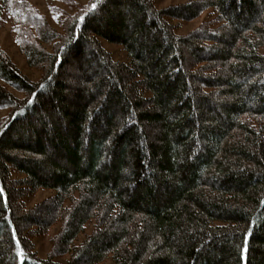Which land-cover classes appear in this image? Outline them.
<instances>
[{
  "label": "trees",
  "instance_id": "16d2710c",
  "mask_svg": "<svg viewBox=\"0 0 264 264\" xmlns=\"http://www.w3.org/2000/svg\"><path fill=\"white\" fill-rule=\"evenodd\" d=\"M2 1L42 77L0 47V264H264V0H90L63 32ZM209 8L186 34L171 21ZM86 58L97 84L71 94ZM39 188L55 194L28 207ZM59 221L41 258L33 237Z\"/></svg>",
  "mask_w": 264,
  "mask_h": 264
},
{
  "label": "rangeland",
  "instance_id": "374dc122",
  "mask_svg": "<svg viewBox=\"0 0 264 264\" xmlns=\"http://www.w3.org/2000/svg\"><path fill=\"white\" fill-rule=\"evenodd\" d=\"M31 8L33 7L37 13L45 19L48 26L52 27L57 32H63L64 21H67L72 15L78 11L77 9L82 8L84 5L90 2V0H24ZM188 0H153L156 7L166 8L170 5H177ZM8 6L0 0V47L5 50L16 66L22 71L23 74L27 75L33 81H39L42 77V70L38 66L31 65L28 60L24 49L19 41L18 33L16 31V22L14 21V15ZM216 14L212 8L207 9L201 15L195 19L185 21L172 19L171 21L177 25V32L179 34H186L189 31L196 29L203 22L214 19ZM101 42L104 48L111 53L114 60L118 62H129V55L119 44L110 42L106 39L101 38ZM54 42L43 44L42 47L46 50H52ZM264 52V48L261 49ZM92 60V59H91ZM78 61V62H77ZM74 60L71 64L66 67V75L64 80L67 81L71 94L76 92L81 94L85 88L93 87L97 84V71L96 65L91 64L86 58L85 60ZM94 61V60H93ZM94 63V62H93ZM89 64V65H87ZM96 71V72H95ZM0 83L5 84L0 79ZM17 96H23L22 92L15 90L12 86H8ZM8 108H0V121L8 114ZM19 176V174H16ZM55 194V190L51 188H39L32 192L26 198V205L33 207L36 204L44 201ZM92 223L87 225L84 232H81L75 243L81 242L84 237L90 233L92 229ZM61 228V222L53 224L47 231L37 233L33 237L34 247L37 254L41 258H47L53 253L54 248V237ZM69 254L57 255L56 260L64 263ZM112 258L109 257L106 261L99 264H111Z\"/></svg>",
  "mask_w": 264,
  "mask_h": 264
},
{
  "label": "snow or ice",
  "instance_id": "6c2138e0",
  "mask_svg": "<svg viewBox=\"0 0 264 264\" xmlns=\"http://www.w3.org/2000/svg\"><path fill=\"white\" fill-rule=\"evenodd\" d=\"M92 7H93V8H95L96 6H95V5H93Z\"/></svg>",
  "mask_w": 264,
  "mask_h": 264
}]
</instances>
